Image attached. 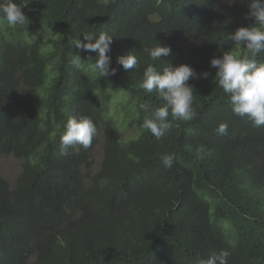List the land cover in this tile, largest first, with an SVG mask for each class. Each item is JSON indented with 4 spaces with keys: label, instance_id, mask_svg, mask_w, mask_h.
Masks as SVG:
<instances>
[{
    "label": "trees",
    "instance_id": "16d2710c",
    "mask_svg": "<svg viewBox=\"0 0 264 264\" xmlns=\"http://www.w3.org/2000/svg\"><path fill=\"white\" fill-rule=\"evenodd\" d=\"M13 2L26 23L0 24V158L21 162L11 180L0 169V264H199L224 249L228 264H264V127L233 114L210 67L224 51H245L220 42L253 23L247 0ZM82 32L112 36L115 75L99 77L95 53L71 46ZM157 44L171 54L153 61L145 49ZM129 51L139 66L126 71L117 57ZM167 63L209 75L188 81L197 117L170 114L157 139L142 128L140 105L163 102L140 84L148 65ZM105 93L119 101L109 105ZM73 116L98 132L90 148L61 154ZM168 153L170 169L160 160Z\"/></svg>",
    "mask_w": 264,
    "mask_h": 264
},
{
    "label": "clouds",
    "instance_id": "9594fccd",
    "mask_svg": "<svg viewBox=\"0 0 264 264\" xmlns=\"http://www.w3.org/2000/svg\"><path fill=\"white\" fill-rule=\"evenodd\" d=\"M235 0H231V3ZM241 3L244 0H240ZM22 7L13 0H0V24L6 22L8 26L24 25L26 16ZM248 11L245 18L253 23L236 28L228 32L221 39L220 45L231 41L245 49L243 54H237L232 49L222 52L219 57L210 59V67L215 68L217 84L228 98L234 115L246 118L254 127H264V62H258V57L264 54V0H247ZM83 40L77 38L71 46L82 52H94L95 59L92 70L99 77L115 75L116 69L111 67L108 53L111 51L112 36L107 32L95 35L82 32ZM151 60L157 61L161 57L171 54L168 46L157 44L151 49H145ZM92 57V56H89ZM70 63L77 69L82 68V59L75 53ZM117 63L126 71L139 66L138 59L131 51L117 57ZM208 72H197L187 64L172 66L167 63L163 70H157L155 65H148L143 72L140 87L146 92L155 93L162 100L160 107L153 108L144 103L140 108L148 113L142 123V128L160 139L165 130L170 127L168 117L181 121H191L198 113L193 108L194 89L188 84L190 79L208 78ZM98 129L95 123L87 117H69L60 136L61 154H67L72 148L78 152L82 147L88 149ZM218 135H226L228 124L221 122L216 128ZM160 160L165 168H172L175 155L162 154ZM230 252L226 249L211 253L199 264H228Z\"/></svg>",
    "mask_w": 264,
    "mask_h": 264
},
{
    "label": "rangeland",
    "instance_id": "374dc122",
    "mask_svg": "<svg viewBox=\"0 0 264 264\" xmlns=\"http://www.w3.org/2000/svg\"><path fill=\"white\" fill-rule=\"evenodd\" d=\"M105 102H107L109 105L115 104L119 101V99H115L111 95L105 93L103 95ZM115 108V105L114 107ZM117 111V110H116ZM126 113H120L117 112V117L120 119V122L123 121V119H126L127 121L130 120V117H126ZM137 131V127H130L127 128L125 131L126 135L135 134ZM21 160H17L14 157H8V158H0V169L1 173L7 177L8 179H13L18 173H19V163ZM101 162V147L100 144L95 148L94 150V158H93V165L96 167V169L99 167Z\"/></svg>",
    "mask_w": 264,
    "mask_h": 264
}]
</instances>
